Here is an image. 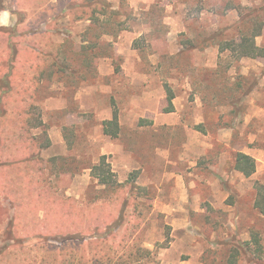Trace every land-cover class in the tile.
Instances as JSON below:
<instances>
[{
	"label": "rangeland",
	"instance_id": "rangeland-1",
	"mask_svg": "<svg viewBox=\"0 0 264 264\" xmlns=\"http://www.w3.org/2000/svg\"><path fill=\"white\" fill-rule=\"evenodd\" d=\"M71 1L58 0L59 10L51 17L60 23L51 25L53 33L32 41L45 56L39 44L64 42L53 49L46 46L51 55L44 68L61 73L48 80L49 88L55 86L46 93L57 96L48 102L54 110L44 128L26 131L46 132L51 147L38 179L16 183L11 199L0 197V239H17L0 243V264H46L45 242H64L77 258L85 254L89 264H143V253L135 256L140 250L152 253L148 264H162L161 252L172 245L170 258L175 256L177 263L264 264V217L254 209L252 193L256 183L264 185V58H239L230 49L219 50L238 44L263 20L264 0H91L90 8L104 13L96 15L97 21L77 22L72 16L82 11L83 0H73L77 7L69 11ZM94 22L86 38L82 33ZM79 37L87 39L81 53ZM256 44L264 48V29ZM62 84L64 90L55 89ZM252 85L258 86L255 102L262 110L251 108ZM73 87L79 89L77 103ZM168 90L174 105L167 101ZM79 103L80 122L72 123L66 115ZM63 105L64 111L56 109ZM43 111L41 106L34 112L35 123ZM114 111L119 134L111 140L104 135L103 122ZM164 111L173 113L169 122L154 126V117L163 122ZM223 129L233 134L234 146L261 153L255 160L257 175L241 187L244 195L195 204H180L178 198L170 215L161 213L157 203L166 200L164 192L174 182L164 176L166 162L158 153L164 149L169 154L167 169L184 181L198 180L194 176L199 173L207 178ZM3 131L10 138L22 133L11 126ZM248 133L256 139L250 141ZM117 145L125 154L109 155ZM103 153L119 184L137 172L133 187H106L92 177L89 168ZM236 154H229L233 165ZM72 238L78 241L70 243ZM93 240L106 241L104 262H98L102 252L87 245Z\"/></svg>",
	"mask_w": 264,
	"mask_h": 264
},
{
	"label": "crops",
	"instance_id": "crops-1",
	"mask_svg": "<svg viewBox=\"0 0 264 264\" xmlns=\"http://www.w3.org/2000/svg\"><path fill=\"white\" fill-rule=\"evenodd\" d=\"M57 3L58 0H0V197L3 196L11 199L13 195L9 191L14 189L16 183L19 182L20 184H24L26 181L38 179V176L42 174L43 164L46 165L48 162L47 151H49L51 147V136L43 131L40 134L31 135L26 131L44 128L48 123L49 111L54 110L49 108L48 102L54 100L57 96L46 94L49 91H53L55 87L51 85L52 88H49L48 80L54 78V75L59 76L61 73L59 71L57 73H48V70L44 68L46 65L49 66L44 60L51 55L47 54L51 52L46 49V46L53 49V45H60L64 42L51 40L52 45H48L47 42L45 43L46 45L36 43L43 48L44 52L46 51L45 56L37 53L39 48L35 50L32 41L34 39L36 40V37L48 36L49 33H53L50 27L52 24H55L58 19L54 23L57 16L51 17V13L55 10L56 12L59 10ZM71 3H73V0ZM73 4L69 5V11L77 7L76 4ZM58 23H60V20ZM57 26L59 27V24ZM93 26L95 25L89 23L86 31L83 32L82 35L86 37V32H89ZM85 37L83 39L79 37L78 52L80 53L81 50L83 52V49H85L87 41V37ZM75 52L77 53L76 50ZM38 60L43 61L34 66V62ZM20 62L21 65H19ZM70 73L74 74L73 71H70ZM65 87L66 86L62 84L60 88L55 89L64 90ZM251 87L253 89L248 96L251 108L253 110H262L258 108L259 105L255 102V100L257 101L255 93L258 86L254 85L253 87L252 85ZM72 89V91L75 92L73 101L77 103L80 100L78 93L79 89L77 90L75 87ZM249 91L250 86L248 88V92ZM172 101L171 105H174ZM41 106L44 107V111L42 115H37L40 120L35 123L37 118L34 112ZM81 107L82 105L79 103L76 110L67 113L66 116L69 119L68 121L72 123L80 122L81 116L79 110L81 111ZM56 109L64 111L65 106L63 105L61 108ZM168 114L171 115L173 113L164 111L161 114L165 117L163 122L160 120L158 121L156 117H154V126L168 123ZM248 119L251 118L248 116ZM246 121H248L247 118ZM5 126L14 127L22 133L18 134V136L13 135L10 138V136L3 131V127ZM43 135L44 141H42ZM247 136L250 141L256 139L253 133H248ZM232 137L233 134L225 129L218 132V141L220 144L219 152L215 157L216 163L208 165V170L205 171L206 174H208L207 178H205L202 173L195 175L194 178L198 180L189 179L188 182L184 181L182 175L167 169L169 168L168 165H171L169 154L164 151V149L162 152L158 153L166 162L163 173L164 176L167 177L169 181L174 182L172 186L168 185V189L164 192L166 200L157 203V205H160L159 209L161 213L170 215L173 206L178 204V198L181 199L180 204H195L202 200L211 202L216 196L226 199V197L230 195L239 198L240 195L238 193L244 195V188L241 187L244 183H249V181L257 175L259 171L258 164L256 163V172L250 178H245L234 169L233 163L230 162L229 154L231 151H234V153H242L256 160L261 153L249 147L241 149L234 146L235 144H232ZM60 139L61 143L66 147L63 134H60ZM107 153L112 156L114 154H125L123 147L120 145H117L113 151H107ZM101 156L106 155L103 153ZM89 170L91 171V168H89ZM188 175L193 177L194 173L191 172ZM198 176L200 177L198 178ZM120 183L123 184L122 182ZM247 189L248 194L251 193V188L249 186ZM177 191H179L180 194H177ZM253 191L254 189H252V193ZM249 196L251 195L249 194ZM9 225H13L12 221L9 222ZM9 233L10 231H6V233L5 231L3 232V234L6 235ZM15 240L17 241V239H14V236L9 235L7 238L2 237L0 243L3 245L7 243L11 244L15 243ZM172 247L173 245L169 249H165L161 252L162 254L160 255L163 256L160 258L162 259V264H182L179 262L177 263V258L175 256L171 260L170 255L173 251ZM166 255H169V257L165 258ZM187 263H191V261ZM196 263V261H193L191 264Z\"/></svg>",
	"mask_w": 264,
	"mask_h": 264
},
{
	"label": "trees",
	"instance_id": "trees-1",
	"mask_svg": "<svg viewBox=\"0 0 264 264\" xmlns=\"http://www.w3.org/2000/svg\"><path fill=\"white\" fill-rule=\"evenodd\" d=\"M124 1V0H121ZM91 0H83L82 11L78 12L77 16H72V22H77L82 19H89L92 21H97L96 15L103 14L104 11L99 10L97 7L91 9L90 6ZM90 5V6H89ZM99 5V4H98ZM97 5V6H98ZM100 5L103 6L102 3ZM105 7V6H103ZM100 11V12H99ZM264 12V11H263ZM98 22H94L96 25ZM264 29V17L262 21L254 23L253 27L247 34H243L241 36L240 42L238 44L232 43L227 44L224 47H220V52L226 51L230 49L232 52L237 53L239 58H264V48L259 47L256 44V38L261 36L262 31ZM114 32H110L108 34H113ZM168 102L171 104L173 100V95L168 90ZM103 132L104 135L110 137L111 139H116L119 134V124H118V115L117 112H113L112 119L109 121L103 122ZM234 169L241 173L245 178H250L256 172V162L255 160L245 154L237 153L234 159ZM91 175L95 178L100 185L112 188H125L127 185H133L136 183L137 172H133L129 175V179L125 184H119L116 181V174L114 173L110 162L108 161L107 156H101L98 163L91 168ZM254 190L256 192L255 200H254V209L258 211V213L264 217V185L256 183L254 185ZM134 205L136 202L134 201ZM137 211L136 208H134ZM144 216V215H143ZM142 213H140V219L143 218ZM259 242L256 238L254 239ZM78 241V238L70 239V243H75ZM68 242V243H69ZM105 240H93V242H87V245L94 244L98 251L102 252V256L98 258V262L105 261V246L103 245ZM102 243V245H100ZM47 245V252L49 254L48 260L46 264H74L77 262L78 264H89L90 260L85 254H81L79 258L76 257L74 251L71 248H68L65 243H61L60 246H55L54 244H50L49 242H45ZM262 247V246H261ZM97 251V252H98ZM139 252H142V259H144L143 264H148L151 262L152 253L148 250H140L135 253L139 255ZM134 255V254H132ZM77 259V260H76Z\"/></svg>",
	"mask_w": 264,
	"mask_h": 264
}]
</instances>
